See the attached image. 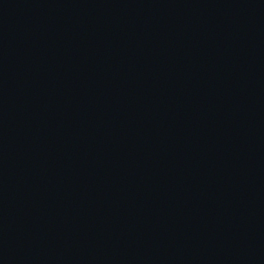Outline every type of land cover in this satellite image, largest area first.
<instances>
[{
	"label": "water",
	"instance_id": "95a60500",
	"mask_svg": "<svg viewBox=\"0 0 264 264\" xmlns=\"http://www.w3.org/2000/svg\"><path fill=\"white\" fill-rule=\"evenodd\" d=\"M0 264H264V0H0Z\"/></svg>",
	"mask_w": 264,
	"mask_h": 264
}]
</instances>
